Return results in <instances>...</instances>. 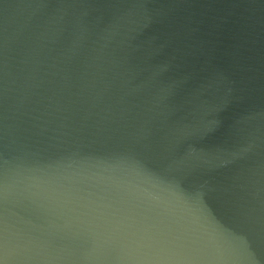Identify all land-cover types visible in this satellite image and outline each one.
<instances>
[{
    "label": "water",
    "instance_id": "obj_1",
    "mask_svg": "<svg viewBox=\"0 0 264 264\" xmlns=\"http://www.w3.org/2000/svg\"><path fill=\"white\" fill-rule=\"evenodd\" d=\"M0 264H264V0H0Z\"/></svg>",
    "mask_w": 264,
    "mask_h": 264
}]
</instances>
